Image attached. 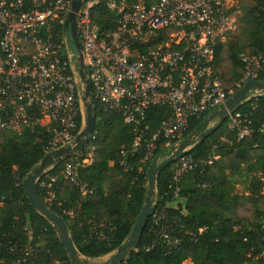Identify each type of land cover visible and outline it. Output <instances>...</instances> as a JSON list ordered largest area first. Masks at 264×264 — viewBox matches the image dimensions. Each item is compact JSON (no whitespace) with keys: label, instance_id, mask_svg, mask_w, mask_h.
<instances>
[{"label":"built area","instance_id":"2783aa9c","mask_svg":"<svg viewBox=\"0 0 264 264\" xmlns=\"http://www.w3.org/2000/svg\"><path fill=\"white\" fill-rule=\"evenodd\" d=\"M230 1L81 0L75 22L86 77L97 104L95 111L93 107L94 127L102 113L119 114L132 135L130 155L139 163L168 157L186 137L191 120L225 108L226 99L247 80L264 78V54H239L243 73L235 88L227 92L212 67L215 47L225 43L237 28ZM98 6L105 9L100 21L93 17ZM71 10L72 0H0V130L20 136L39 127L49 133L46 153L71 147L84 120V84L65 25ZM262 94L248 91L240 102L226 108L227 130L236 140L253 132V114ZM152 107L164 109L154 130L146 120ZM94 127L86 144L59 173L76 183L81 194L86 189L78 182L77 171L93 160ZM192 146L171 161L173 202L179 197L177 183L183 174L201 173L219 157L214 145L207 159H195L188 153ZM158 150L162 152L156 158ZM55 181L56 176L51 175L39 181L46 189L47 201L54 199ZM169 205L170 201L151 213L149 230L157 240L177 247L196 233L189 229L181 232L183 224L173 226L165 210ZM204 229L199 228L198 233ZM11 249L18 255L8 264H27L37 257L29 245L19 249L14 243Z\"/></svg>","mask_w":264,"mask_h":264},{"label":"trees","instance_id":"16d2710c","mask_svg":"<svg viewBox=\"0 0 264 264\" xmlns=\"http://www.w3.org/2000/svg\"><path fill=\"white\" fill-rule=\"evenodd\" d=\"M253 1L262 12L264 0ZM103 13L105 9L98 6L93 17L100 21ZM250 24L253 29L248 43L241 46L232 40L236 28L225 43L215 47L212 67L226 92L235 88L243 73L239 54H264V22L255 18ZM259 80L264 83V78ZM92 103L95 111L96 101L92 99ZM257 105L253 132L243 140H236L235 134L227 130L224 118L210 132L205 128L206 116L191 120L186 137L198 134V141L188 153L205 160L215 145L214 153L219 157L201 173L193 170L181 176L175 202L171 163L164 165L156 176V203L152 212L170 201L165 208L170 222L177 227L183 224L181 232L189 229L196 236L186 238L177 247L161 242L149 230V216L136 250L119 264H183L187 258L192 264H247L250 253L264 252L263 186L254 183L247 194H237L229 180L230 175L264 171V93L258 97ZM163 116V108L149 109L146 120L151 130ZM114 129L118 130L116 134L111 132ZM94 130L93 160L77 171L78 182L85 185L84 194L76 183L59 176L65 162L74 156L48 165L35 186L49 209L64 218L79 254L91 258L115 250L128 237L143 206L150 163H139L137 157L130 155L132 135L119 114L102 113ZM204 132L207 134L202 136ZM48 137L49 133L39 127L27 129L20 136L0 130V264H8L18 255L17 251H11L14 243L19 249L29 245L37 251V257L27 264H73L53 226L31 206L22 187L23 178L46 154ZM161 152L156 151L155 157ZM46 175L56 176L51 201L46 200V189L39 186ZM201 227L205 229L198 233Z\"/></svg>","mask_w":264,"mask_h":264},{"label":"water","instance_id":"95a60500","mask_svg":"<svg viewBox=\"0 0 264 264\" xmlns=\"http://www.w3.org/2000/svg\"><path fill=\"white\" fill-rule=\"evenodd\" d=\"M80 5L81 0H72V10L68 14L65 25L69 28L70 36L73 41L74 48L77 52V72L79 74L80 80L84 84L81 94L82 105L85 108L83 124L79 132L75 135L74 144L71 147H63L54 150L52 153H46L22 180L23 191L29 203L38 213L42 214V216L49 223H51L57 234L58 241L65 249L69 259L73 262V264H81V261L79 259V252L76 249L72 237L68 232V226L62 216L50 210L49 207L40 199L39 195L36 192L35 186L37 179L43 175V173L45 172V168L48 165L53 162L59 161L60 159L72 156L78 149L86 144L95 124L91 85L89 79L86 77L85 63L82 55V45L78 40L76 30L75 13ZM251 90H259L264 93V83L257 79L247 80L238 91H236L231 97L226 99L225 108L218 109L211 113L204 119L205 123H209V121L214 118L223 119L226 108H231L232 106L240 102L245 94ZM213 128V126L209 127L207 132L212 131ZM207 132L202 133V136H205ZM196 136H198V134H190L185 137L177 144L176 149L163 161L158 162L157 159H152L150 161L146 170L147 191L144 197L143 206L140 209L135 222L131 226L128 237L115 249L107 264H119L127 258L128 254L131 251L136 250L141 239L146 220L151 215L153 210L154 201L152 203L151 196L154 192L157 173L162 169L164 165L170 163L172 159L179 154L180 151L198 141L193 140Z\"/></svg>","mask_w":264,"mask_h":264},{"label":"rangeland","instance_id":"374dc122","mask_svg":"<svg viewBox=\"0 0 264 264\" xmlns=\"http://www.w3.org/2000/svg\"><path fill=\"white\" fill-rule=\"evenodd\" d=\"M231 11L235 14L237 19V31L232 37V40H235V42L238 45L246 44L250 41V31H252L253 27L250 24V20H254L255 18L260 19L264 22V10L261 11L259 7H255V3L253 0H231L229 2ZM85 115V108L82 105L81 106V116L84 118ZM219 121V118H214L211 120V124L207 127L214 126ZM117 129L112 130L111 132L113 134L117 133ZM193 140H198V136H196ZM211 155V153H209ZM165 158H159L157 159L158 162L163 161ZM171 163V162H170ZM48 167L45 168L47 170ZM229 180L233 182V191L237 194H247L249 192V188L254 186V183H261L264 189V171L261 169L243 173L242 175H230ZM146 189H147V181L145 183ZM152 203L156 199V184L154 186V192L151 196ZM227 213L224 210V214ZM94 228V227H93ZM57 236V234H56ZM115 250L99 256L95 258L91 257H85L81 254H79V259L81 261V264H107L110 260L111 255L114 253ZM250 259L247 262V264H264V252L261 253H250ZM183 264H192V261L187 258L183 261Z\"/></svg>","mask_w":264,"mask_h":264}]
</instances>
